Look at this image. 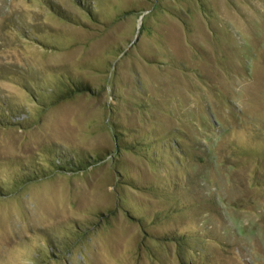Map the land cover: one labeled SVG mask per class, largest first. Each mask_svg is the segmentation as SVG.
<instances>
[{
	"label": "rangeland",
	"instance_id": "rangeland-1",
	"mask_svg": "<svg viewBox=\"0 0 264 264\" xmlns=\"http://www.w3.org/2000/svg\"><path fill=\"white\" fill-rule=\"evenodd\" d=\"M0 264H264V0H0Z\"/></svg>",
	"mask_w": 264,
	"mask_h": 264
},
{
	"label": "trees",
	"instance_id": "trees-1",
	"mask_svg": "<svg viewBox=\"0 0 264 264\" xmlns=\"http://www.w3.org/2000/svg\"><path fill=\"white\" fill-rule=\"evenodd\" d=\"M62 15V14H61ZM83 92H89V93H94L92 88L89 87L88 85H83V84H74L71 86V88L66 89L65 91L62 92L61 94V101L67 100L71 97H73L75 94H80ZM116 132H120V130H117ZM90 165H94V163L88 162ZM86 161L79 160L78 162L75 163L76 167H80V170H84V168H87Z\"/></svg>",
	"mask_w": 264,
	"mask_h": 264
}]
</instances>
